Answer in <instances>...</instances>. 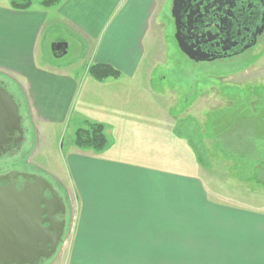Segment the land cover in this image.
Wrapping results in <instances>:
<instances>
[{"label":"crops","instance_id":"0c3cea01","mask_svg":"<svg viewBox=\"0 0 264 264\" xmlns=\"http://www.w3.org/2000/svg\"><path fill=\"white\" fill-rule=\"evenodd\" d=\"M39 1L16 9L0 0V72L25 81L39 123L101 122L118 140L101 152L68 146L76 212L65 264H264V207L211 197L200 175L118 155L117 149L147 155L128 149L139 140L128 135L157 112L153 69L146 68L156 0H61L49 8ZM61 28L73 33L89 60L81 72L41 62L54 43L68 49L64 36L52 34ZM92 63L108 64L120 76L97 81L87 71ZM159 106L172 140L183 143L173 131L177 120ZM150 130L145 133L155 136L157 128ZM194 161L188 163L196 169Z\"/></svg>","mask_w":264,"mask_h":264},{"label":"rangeland","instance_id":"374dc122","mask_svg":"<svg viewBox=\"0 0 264 264\" xmlns=\"http://www.w3.org/2000/svg\"><path fill=\"white\" fill-rule=\"evenodd\" d=\"M171 1L156 0L155 44L146 66L153 69L151 85L159 96L155 99L157 112L149 124L133 126L135 134L128 135L139 139L133 141L128 149L141 153L144 150L147 155H128L122 147V151L117 149L118 155L122 159L159 168L165 165L175 173L200 175L207 195L228 197L243 206L264 207V31L256 44L240 56L196 63L180 53L173 39ZM52 34L53 37L64 36L69 47L61 56H55L48 47L41 62L65 67L66 71L73 73L84 70L89 60L73 33L61 28ZM0 76L13 84L22 102L24 125L28 128L24 145L29 161L27 168L37 167L66 198L68 222L64 241L54 257L45 263L65 264L67 238L76 212L66 152L79 125L67 119L52 125L39 123L31 116L25 81L4 72H0ZM25 96L27 102L22 99ZM159 105L173 117L172 120H188L184 132L197 148L202 147V162L196 160L186 139L175 134L183 143L172 140L167 124H163ZM149 117L152 118L151 113ZM154 126L157 128L155 136L145 133V130L151 132ZM116 136V131L107 134V146L117 143ZM33 139L35 145L30 149ZM184 147L190 159L182 149ZM226 153L231 156H225ZM191 159L195 160L196 169H193L192 162L189 165Z\"/></svg>","mask_w":264,"mask_h":264},{"label":"water","instance_id":"95a60500","mask_svg":"<svg viewBox=\"0 0 264 264\" xmlns=\"http://www.w3.org/2000/svg\"><path fill=\"white\" fill-rule=\"evenodd\" d=\"M229 6L231 9L221 18L220 25L214 31L206 30V22L203 20L204 14L213 9L210 0H172L170 14L174 25L173 38L179 51L191 61L211 62L239 55L254 46L257 36L264 30V0H229ZM51 50L55 56H61L67 51L66 43H54ZM23 118L21 108L13 95L0 83V148L15 131L23 133ZM16 174L19 173L11 172L3 178L11 183V177ZM19 175L26 180H33L32 184L28 182L24 191L29 192L31 188L37 187L39 191H48L50 197L43 196V219L40 217V220H36L35 213H29L26 216L27 226L19 232L10 230L7 235L8 246H1L3 249H0V264H33L38 259L47 260L63 240L64 221H53L55 214L65 212L63 200L57 190L40 175ZM4 199L6 198L0 197V204L4 203ZM52 206L56 207L54 212L51 210ZM15 222L16 217H13L11 226L15 227ZM37 229L39 232H36ZM37 233H42L43 236L42 249L38 252L20 251V245L26 244L29 247L33 244L35 248ZM4 236L0 234V238Z\"/></svg>","mask_w":264,"mask_h":264},{"label":"flooded vegetation","instance_id":"af4514ba","mask_svg":"<svg viewBox=\"0 0 264 264\" xmlns=\"http://www.w3.org/2000/svg\"><path fill=\"white\" fill-rule=\"evenodd\" d=\"M210 2L213 6V9L204 14L203 20L206 22L205 23L206 30L214 29V31H216L217 26L220 25L221 18L224 17L225 13L228 12V9H231V7L229 6V0H210ZM241 54L235 56H240ZM232 57L233 56L225 59H232ZM215 60L217 61V59ZM0 83L3 85V87L7 89L9 93L13 95V99L20 106L21 112L23 114L22 102L20 97L17 95L18 93H16L15 88L12 86L13 84L11 85L6 79L2 78V76H0ZM24 98H22L23 101L27 102L26 96ZM21 126L23 133L20 134L18 131H15L13 136H10V138H8L6 142L1 144V148H0V197L6 198L4 199V203L0 204V234L1 235L4 234L6 236V238L5 236L0 238V249H3L1 246H8L7 235L10 232V230H12L13 232L16 231L19 232L24 226H27L26 216L29 213L33 214L34 212L35 213L34 218L36 220L38 219L40 220V217L41 219L44 218L43 196H46L47 198L50 197L48 191L45 192L41 190L39 191L37 187L31 188L29 192L24 191L23 189L28 185V182L32 184L33 180L31 178H29L28 180L24 179L21 175H19L20 173L40 175L45 179H47L53 185V187L57 190L59 196H61L65 206V212L63 214L57 213L53 216V221H57V222L61 220L64 221V228H63L64 232L62 236L63 238L62 242L64 241V236L67 231L68 218L66 217V215L68 211V205H67V201L65 200L66 198H64V195L63 193L61 194L60 189H58L46 175L40 173L41 171L37 167L27 168L28 166L26 164H28L29 161L26 157L27 148H25L24 145L26 142V134L28 128L24 125V118L22 119ZM5 133L8 134V131H6ZM34 145H35V140L33 139V141L31 140L30 149H32ZM11 172H15L19 174H16V176H12L10 183L9 180L4 179L3 176ZM51 208L53 212L54 210H56V207L54 206H52ZM13 217H16L15 227L11 226V220ZM36 232H39L38 229L36 230ZM42 237H43L42 233L39 235L37 233L35 248H33V244H31L29 247L28 245L25 244V245H20V251L38 252L39 250L42 249ZM62 242L58 244L57 249L62 244ZM55 254L56 252L47 260L38 259L37 263H33V264H45L47 261L52 259ZM31 261L33 262V260ZM10 264H18V263L13 262Z\"/></svg>","mask_w":264,"mask_h":264},{"label":"trees","instance_id":"16d2710c","mask_svg":"<svg viewBox=\"0 0 264 264\" xmlns=\"http://www.w3.org/2000/svg\"><path fill=\"white\" fill-rule=\"evenodd\" d=\"M60 1L61 0H40L39 3L44 7H50L58 4ZM10 4L16 9H26L31 5V0H11ZM87 71L89 75L97 81H102L106 78H118L120 76L119 70L108 64L102 63L90 64ZM185 119L186 118H181L177 120L174 133L186 139L187 145H190L194 151L196 160L202 162V160H204L202 147L197 148L196 144L184 132L185 128H187L186 122L188 121ZM106 129L107 125L104 123L85 121L83 125L76 128L72 139V145L82 150L101 152L108 144ZM225 156L230 157L231 155L226 153Z\"/></svg>","mask_w":264,"mask_h":264}]
</instances>
